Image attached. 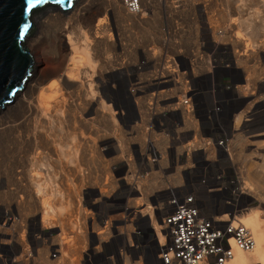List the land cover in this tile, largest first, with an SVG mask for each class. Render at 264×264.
I'll return each instance as SVG.
<instances>
[{
  "label": "rangeland",
  "instance_id": "374dc122",
  "mask_svg": "<svg viewBox=\"0 0 264 264\" xmlns=\"http://www.w3.org/2000/svg\"><path fill=\"white\" fill-rule=\"evenodd\" d=\"M179 1L182 0H173V4L166 3L162 8V12L156 11L152 21L145 20L142 22L140 20L141 22H139L138 20L133 23V20H131L126 21L123 25L121 24L122 21L125 18L128 19V17H131V14L125 11L121 1L118 7H115V11L113 10L112 12L109 10L117 26L118 40H116L114 51H112V53L116 55V59L114 66L106 64L105 68L99 71L98 75L95 77L98 88L97 97L107 105L110 104V102L112 103V96L108 90V86H115L114 88H116L119 94H124L123 97H125L123 99H126L127 104L124 105L122 100H119V97L117 98L116 107L118 114L116 118L117 132H115V134H112L111 123L106 114H103V117L98 120L99 122L96 121V123L92 124V118L89 116V105L86 106L84 103L79 109V113L83 114L84 119L88 122V133L94 132L93 125L94 127L99 126L95 151L92 147L93 142H91V139H88L90 143L89 147H87L89 159L87 178L84 180V183L82 182L83 186L82 184L80 186L75 185L77 187L76 189L80 192L79 195H75L74 197L71 196L66 199L75 207L72 210L73 212L69 214L76 222L75 231L78 230L77 232L79 234H82L83 231L85 239L88 234L91 233L90 230H93L95 233L100 231L103 232L102 234L100 233L101 239L106 241L110 235V228L117 230L120 236L126 238L127 234H131L134 229L143 227L146 222L149 225L147 227L154 228L155 226L153 223H155V228L158 229L162 209L165 207L169 196L188 189L189 186L183 183L181 174L185 165L184 155L187 150L185 146L181 147L180 142L177 141V136L191 130H193L191 134L195 135L197 134V126L192 119H187L186 115L182 114L183 111L180 107H175L178 103L175 99H177L179 95H183L184 86L182 87V85H186L185 90L188 87H194V89L202 92L201 90H204V88L211 83V79L208 80L207 77H203L209 74H212L215 81L218 79L223 83L229 84L232 82V76L229 73H227L229 75L227 76L221 68L225 67V65L230 66L231 64L234 68L236 65L237 67L239 66L238 70H240L242 74L241 76H236V82L245 83L243 71H245L244 66L246 65L244 63L242 64V61L246 59L250 62L248 65H252L251 69L256 70V72H254L256 79L250 82L252 86L251 91H253L252 96L254 95L252 98H257L256 104L259 106L257 111H259L263 117L264 122V86L261 81L263 78L261 68H264V50L252 46L246 51V56H243L244 54L242 56L239 55L242 52L241 48H243V45L240 43H242L243 40H247V44H256L257 42L255 41L259 43L261 39L264 40L261 36L259 39H257L258 37H251L252 35L248 34L247 31V20L250 18L253 19V16L257 13L258 16L254 17L256 25L258 24L257 27L262 25L264 19V0H230L231 2L228 4L221 3V0H219V6L214 4L211 5L209 8H211L212 12H214L216 8H224L230 11V15L233 18L231 20L225 19L224 12L219 19L220 21L215 22L217 26L220 27V32H215L214 36H212L209 30L208 22L203 15V11L200 12L201 9H199L197 13L196 11H198V9H196V7L194 8L196 10H192L193 6H195L199 0H188L184 3ZM204 1L208 2L207 0ZM204 1L202 0V2ZM226 5L229 9H227ZM45 9L48 11H45L46 13L51 14H56L59 11V9L54 11L52 7H46L44 10ZM61 11L63 10L61 9ZM116 11H120L125 18H120ZM182 11L185 12L183 13ZM171 14L172 16L176 15L180 18L182 17L180 22L175 24L177 28L176 33L170 31L169 19H171V17L169 16ZM107 16L110 18L109 13ZM194 18L196 20H194ZM192 22L194 24H192ZM75 25L76 21H73V19H66L64 21L56 19L55 21H50L44 26L39 27V30L35 26L30 37L31 39L36 38L35 41L43 44L42 48L46 50L47 57L59 59V36L63 35L66 29L71 31ZM224 27L226 28L225 32H223L224 30L222 29ZM162 28L164 35H166L165 45L166 48H168V52H165V48L163 50V59L165 60L167 57L169 62L172 63L171 66L174 69L172 71H174L175 74L174 84L168 87L166 93L161 95L158 94V91L161 89H148L145 94H136L133 92L135 96L132 101H130L126 92L131 86L133 87L141 83H143V85L153 83L162 73L158 66H153L155 62L150 66L145 65L146 67H144L146 60L150 58L149 60L151 61L152 57L149 56L150 53L146 56L147 54L145 51L141 50L142 48L149 49V47L154 50L157 46H164L161 40ZM213 40L218 48H213V46H211L213 45ZM91 43L95 46L93 51L98 50L99 54L105 57V53L109 51V48H107L104 43L102 44V42H100L101 44L98 47V43L94 42L93 39ZM258 43L257 46H260ZM172 45L175 48L172 47ZM43 49L40 50V52H42ZM175 51L181 52L182 54L180 56L183 58L179 59ZM235 51L238 52L237 57H241L239 61H235ZM39 53H34L33 56L36 57ZM193 53L196 55L205 54L206 56H211V60L218 62L216 64L217 66H213V68H215L214 71L208 73L206 70L208 66L202 60L194 61L193 66H191V58L187 55H192ZM152 61H155V59H152ZM112 70L118 73V77L115 81L110 83L108 75L112 73ZM212 70L213 69H211V71ZM246 77L248 78V76ZM192 81L194 82L193 86L190 85ZM72 92L74 95L76 94L75 90H72ZM222 96L225 100L227 98L235 101L240 99L237 91ZM87 101L86 104L88 103ZM146 109L148 110L147 114ZM153 117L155 121L159 118L158 120H160V122L158 124H162V127L155 128V125L151 123ZM139 121H142L141 125L138 124ZM246 123H248V121ZM236 126H238V124ZM248 126L250 127V125ZM251 129L252 125L250 128L247 127V129H245V134L241 133V135H237V142L234 144V149H236L235 152L241 151L244 155V159L241 160L242 162L240 164L243 167L238 168L239 170L236 169L235 174L232 173V170H225L227 176H224V180L221 183H209V194L210 196H217L221 194L224 188L231 189L235 187L239 189V186L244 188L245 183L248 182L254 189L251 194L245 195L248 196L249 209L253 208V211L256 209L264 213V150L257 145L260 137L249 140V144L246 142V138L249 137L250 132H252ZM258 130L260 131V129ZM257 134H259V132ZM251 142L256 145H252ZM196 143L197 140H194L191 145H196ZM117 145L120 149L117 148ZM247 146H250V148ZM153 151H156L159 155L163 154V158L159 159L154 166L146 162V157H149V155L151 156L154 153ZM237 163L239 164V162ZM241 177L242 181L240 180ZM73 184L75 183H72L71 186L75 188ZM192 187V189L200 193L203 191L200 186ZM10 202L9 195L1 188L0 254L4 253L3 250L5 249L2 247L4 246L7 247L6 251L9 252V254H7L9 260L12 257L11 260L26 261L27 259V261H29L28 256H30V261H33L35 264H58L57 261L53 262L49 259V253L54 247V244H62V248L64 250L67 249V245L61 242L59 238L61 234L60 218L58 219V217H56L53 220L55 225L54 228L50 230H54V232L45 235L42 233L44 231V229L42 231V228L46 223L42 220L40 215H37V213L33 211V206H31V204H22L19 210L13 211L8 209V206L11 204ZM90 219H93V222ZM98 219L99 223L97 222ZM36 220L37 223H39V227L35 228L30 222ZM41 222L42 226L40 230ZM13 223L14 226L12 225ZM104 225L106 227H104ZM28 229L33 234H39V238L42 240V242L30 245L32 254L25 252L24 246L20 247L18 244L21 241L19 236L23 238L24 234L27 235L29 232ZM69 230L72 229L70 228ZM80 230H82L81 233ZM57 232H59L58 236H56ZM79 242L83 243L82 237ZM119 243V248H122L126 240H121ZM79 249L80 248L76 247L75 251L74 247L70 246V251L73 255L77 253ZM30 250L28 249V251ZM79 253L80 251L77 255ZM138 259L139 255L136 254L134 259L136 262H130V260L127 259L124 263L140 264ZM59 264H69V260L63 261L61 259Z\"/></svg>",
  "mask_w": 264,
  "mask_h": 264
},
{
  "label": "bare ground",
  "instance_id": "6f19581e",
  "mask_svg": "<svg viewBox=\"0 0 264 264\" xmlns=\"http://www.w3.org/2000/svg\"><path fill=\"white\" fill-rule=\"evenodd\" d=\"M120 1L121 0H76L66 9L52 8L54 11L59 9L56 14L46 13L48 11L43 9L39 11L40 13L38 12L36 15H32L34 29L36 26L38 30L39 27L44 26L50 21H55L56 19L63 21L66 19H73V21H76V25L71 31L66 29L64 34L59 36V59L47 57L46 50L42 48L43 44L35 41L36 38L31 39L30 36L32 34L24 41V46L32 58L31 71L27 75L26 80L19 84L18 91L12 96H9L6 101L0 103V189H4L10 197L11 204L9 203L10 205L8 206V209L10 210L16 211L21 208L22 204H31V206H33V211H35L37 215H40L42 220L46 223L42 230L53 229L55 225L53 222L54 218H60L59 223L61 224V234L58 235L60 236L59 238L61 242L67 245V249L64 250L61 248L58 251L61 253L59 259L56 260L58 264L61 259L63 261L69 260V264H78L80 253L78 255L77 253L82 250L81 248H83L85 244L83 231L80 230V233L82 231V234H79L77 232L78 230L75 231L76 222L71 218L72 216L69 215L73 212L72 210L75 207L66 199L71 196H78L80 192L76 189V186H80L87 178V167L89 162L87 147H89L90 143L88 139H91V142H93L92 147L95 151L96 140L99 134V126L94 127L93 125V134L88 133V122L84 119L83 114L79 113V109L84 103L86 106L89 105V116L92 118V124L96 123V121L99 122L98 120L103 117V114H106L111 123L110 126L112 134H115V132H117V98L119 97V100H122L124 105L127 104L126 99H123L125 97H123L124 94H119V92L116 91V88H114L115 86L110 85L108 86V90L112 96V103L110 102V104L107 105L100 101L97 97L98 88L95 81V77L98 75L99 71L105 68L106 64L114 66L115 63L116 55L112 53V51H114V48L116 47L118 33L117 26L110 11H115ZM186 1L188 0H182L179 2L184 3ZM207 1L208 2H202V0H199L198 3L193 6L192 10L196 7V9H198V11H196L197 13L199 12V9H201L200 12L203 11V15L208 22L209 30L212 33V36H214L215 32L218 33L220 30V27L217 26L215 22L220 21L219 19L224 12L225 19L231 20L233 18L230 15V11L225 10L224 8L219 7L212 12L209 7L213 4L218 5L219 0ZM141 2V11L137 14H131V17H128V19H126L120 11H116L120 18H125L121 23L122 25L126 21L131 20H133V23L138 20L139 22H143L145 20L152 21L155 17L154 14L156 11L162 12V8L166 3L173 4V0H165V2L164 0H141ZM230 2V0H221V3L228 4ZM61 9L63 11H61ZM227 9H229L228 6ZM108 13L110 14V18L107 16ZM173 16L172 14L169 16L172 19H169L171 28V30H169L176 33L177 28L175 24L180 22L182 17L180 18L176 15ZM256 16H258V13L253 16V19L250 18L247 20L248 34L252 35L251 37H258L257 39H259L260 36L264 38V19L262 25L257 27L258 24L256 25L254 18ZM194 20L196 19L194 18ZM192 24L194 23L192 22ZM222 29L224 30L223 32H225L226 28L224 27ZM161 32V40L164 46H157L154 50L151 49V47H149V49L142 48L141 50L145 51L147 54L146 56L150 53L149 56L152 57L151 61L149 60L150 58L146 60L144 67H146L145 65L150 66L153 62H155L153 66H158L162 73L153 83L148 85H143V83L137 84L138 87L137 85L133 87L131 86V88L126 92L130 101H132L135 96L133 95V92L136 94H145L148 89H161L158 91V94L161 95L166 93L168 87L174 84L175 74L174 71H172L174 70L171 66L172 63L169 62L167 57L165 60L163 59V50L165 48L166 52L168 48H166L165 45L166 35L163 33V28ZM92 39L94 42L98 43V47L101 44L100 42H102V44L104 43L107 48H109V51H106L105 53V57L102 54H99L98 50L93 51L95 46L91 43ZM247 42V40H243L242 43H240L243 45V48H241L242 52L239 54L240 56L243 54V56H246V51L252 46L254 48L264 50V40L262 39L259 43L258 41H255L260 46H257V43L247 44ZM211 46H213V48H218L214 40L213 45ZM172 47L174 46L172 45ZM42 49L43 51L40 52ZM181 52L175 51L176 55L179 56V59L183 58L180 56L182 54ZM34 53L39 54L34 57ZM237 54L238 52L235 51V61H239V58H241L240 56L237 57ZM187 56L192 59L195 57V55ZM152 59H155V61H152ZM243 63L246 65L244 66L245 71H243L245 75V83L236 82V76L242 75L240 70H238L239 66L237 67L236 65L234 68L231 64L228 68L222 70L224 73H229L232 76L233 84L240 97L238 101L233 100L237 103V107L234 106L231 109L236 117L237 124H240L241 117L243 116V111H241L242 107L243 110L246 109L248 111L253 105H255L257 100V98H252L254 95L252 96L253 92L251 91L252 86L250 84L251 81L256 79L254 76V72H256V70L251 69L252 65H248L250 62L246 59L242 61V64ZM206 70L208 73H211L210 67H207ZM117 74V72L112 70V73L108 75L110 83L116 80L118 77ZM261 74L263 77L261 81L264 86L263 67L261 68ZM211 76L212 74L207 76L204 75L203 77L208 78ZM246 76H248V78ZM216 85L219 86V83L217 82ZM183 86V95H179L177 99H175L178 101L175 107H184L182 105V101L185 100L189 87L185 90L186 85H182V87ZM72 90L76 91L75 95ZM86 101L89 104H86ZM186 112L187 108H184L182 114L184 115ZM147 113L148 110L146 109V114ZM259 116L261 117V128L259 134L247 137L246 142L249 144V140H254L255 137H260L257 145H259V148L264 150V122L261 114ZM158 119L155 121L153 117V121L151 123L153 125H158L157 123L160 122ZM138 124L141 125L142 121H139ZM251 144L256 145L253 142H251ZM118 145L117 148L120 149ZM187 147L191 148V143H189ZM247 147L250 148V146ZM117 148L115 147L116 150ZM160 156L163 158V154H160ZM242 159H244L243 153L241 151H237L236 160L239 162V165L241 164ZM240 167L242 168L243 166L240 165L239 168ZM237 170L239 169L237 168ZM240 180L242 181V177ZM72 183H75L73 184V187L75 188H72ZM238 188L240 190H235L236 195L239 196V194H243V197L254 191L253 187L248 182L245 183L244 188L240 186ZM242 188L245 191H243ZM244 199L248 200V196L244 197ZM224 217L225 216H222V218ZM239 220L247 232L246 235L248 236L249 244L252 243L251 247L244 249L238 245L234 238H231L228 243L230 257L226 259L223 264H264V213L256 209L253 211V208H251L243 213L239 217ZM30 223L33 224L34 227H39L37 220L31 221ZM153 224L156 227V224ZM12 225L14 226V223ZM41 226L42 222L40 223V230ZM147 226L149 225L146 222L142 227L143 230H146L144 231L145 236L147 235V229L149 228ZM155 227L154 229L158 231ZM70 228L72 230H69ZM151 232L152 233L150 234L155 236V231L152 230ZM102 233L103 232H101V234ZM81 237L83 238V243L79 242ZM159 241L162 243L163 239L159 237ZM60 246H62V244H60ZM70 246L74 247L75 251L76 247L81 250L79 249L77 253L73 255L70 251ZM142 257H144V259L149 257L146 249L143 251ZM200 264L206 263L202 262Z\"/></svg>",
  "mask_w": 264,
  "mask_h": 264
},
{
  "label": "built area",
  "instance_id": "2783aa9c",
  "mask_svg": "<svg viewBox=\"0 0 264 264\" xmlns=\"http://www.w3.org/2000/svg\"><path fill=\"white\" fill-rule=\"evenodd\" d=\"M121 1L129 14H137L142 9L141 0ZM192 55H195L193 57L195 60L191 58V66L196 60L204 61L213 70L215 69L213 66H217L218 62L211 60V56L194 53ZM228 67L225 65L221 70ZM207 79H211V83H206L208 85L201 90L202 92L194 87L189 88L185 100L182 101L184 106L181 108L182 111L187 108L184 115L187 119H192L197 126V134H191L193 131L191 130L177 136L181 147L185 146L187 150L184 151L185 165L181 174L183 183L189 186L188 191L176 192L169 196L162 209L158 231L150 227L146 236L144 234L146 230L141 226L134 229L131 234H127L126 238L120 236L117 230L110 228L108 239L103 241L100 239L101 231L95 233L91 230L80 251L78 264H125L127 259L136 262L134 260L136 254L139 255L140 264H200L202 262L223 264L230 257L228 243L231 238H234L244 249L251 247L252 243L249 244L247 232L239 220V217L249 209V202L244 199L246 196L236 195L235 190L239 191V189L235 187L224 188L221 194L210 196L208 185L210 182L221 183L224 176H227L225 170H232L235 174V170L239 168L234 150L236 136L245 133V129L250 128L251 125L252 132L249 136L259 132L261 125L260 113L257 111L259 106L256 101L248 111L243 110L242 107L243 116L240 124L236 126V117L231 109L237 107V103L229 98L225 100L221 96L236 91L233 80L227 84L218 79L215 81L213 76ZM217 82L219 86L216 85ZM193 84L192 81L190 85ZM154 125L155 128L162 127V124ZM194 140H197L196 145L187 147ZM153 152L151 156L146 157V162L154 166L161 156L156 151ZM192 186H200L203 191L201 193L195 191ZM90 220L93 222V219ZM97 222L99 223V219ZM152 230L155 231V236L150 234ZM51 232L54 230H44L42 233L48 235ZM58 234L59 232L56 236ZM159 237L163 239L162 243ZM19 239L22 241L18 243L19 246H24L25 252L31 254L30 245L42 242L39 234H33L30 230L23 238L19 236ZM121 240H126V243L119 248ZM53 246L49 259L54 262L60 257L61 253L58 251L62 246L57 244ZM2 247L5 250L0 254V264H35L30 261V256H28L29 261L27 259L26 261L10 259V261L7 257L9 254L6 251L7 247ZM145 249L149 255L147 259L142 257Z\"/></svg>",
  "mask_w": 264,
  "mask_h": 264
},
{
  "label": "water",
  "instance_id": "95a60500",
  "mask_svg": "<svg viewBox=\"0 0 264 264\" xmlns=\"http://www.w3.org/2000/svg\"><path fill=\"white\" fill-rule=\"evenodd\" d=\"M76 0H0V103L19 89L31 71L24 41L32 34V15L46 7L66 9Z\"/></svg>",
  "mask_w": 264,
  "mask_h": 264
}]
</instances>
